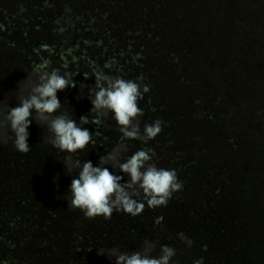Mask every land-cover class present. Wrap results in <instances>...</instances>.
<instances>
[{"label":"trees","instance_id":"16d2710c","mask_svg":"<svg viewBox=\"0 0 264 264\" xmlns=\"http://www.w3.org/2000/svg\"><path fill=\"white\" fill-rule=\"evenodd\" d=\"M246 1L0 0V138L11 139L13 135L6 120L10 107L33 94L45 71L57 69L63 74L65 60L62 57H66L69 70L78 74L73 77L77 85L59 93L63 103L59 112L66 111L78 121L81 115L88 116L90 122L84 126L90 128L95 137L94 144L72 154L71 160L90 159L99 164L100 157L114 152L115 159L109 160L107 166L122 174L119 163L125 159L119 156L121 152L130 156L142 147L154 149L157 154L154 160L160 166L177 170L184 181L185 192L189 193L185 201L196 206L192 208L201 226H205L204 232L200 228L204 237L194 235V241L203 238L207 244V239H213L222 246L227 245L226 236L231 238L234 232L221 228V212L216 213L220 204L210 201L217 196L211 187L216 186V173L220 172L213 163L208 170L209 158L215 157L209 144L213 146L215 142L205 140L207 146L203 145V151L196 156L198 149L190 152L181 144L176 145V140L186 126L195 135L204 128L212 137L214 131L207 132L213 126L210 123L219 124L224 132L231 129L228 138L236 140L248 136L253 149L245 159L232 155V170L227 172L237 177L233 181L226 175V179L223 177L234 193H238L233 205L226 207L234 208L233 219L242 217L252 227L248 233L245 225H236L230 218L229 225L232 224L236 235L240 229L244 231L239 238L246 235L243 242L249 244L244 250L243 244L238 255L233 252L230 263L264 264V218L258 217L256 208L264 200V28H253L252 20L246 22V18L237 17L243 10L248 11L250 4ZM254 5L256 13L259 9L256 3ZM258 5L264 9V3L258 2ZM233 8H236L235 18L244 21L242 25L233 27V18L217 22V14L206 16L209 11L215 13L223 9H232L234 14ZM226 26L232 28V37L226 35ZM219 43H225L226 49ZM68 51L77 57L75 63H71ZM215 53L227 56L216 57ZM222 57L227 60L217 67L215 61ZM44 61L48 62L47 68L41 67ZM93 67L101 73L125 79H136L142 74L141 83L151 85V91L140 101L145 114L133 121V125H139L142 132L146 123L158 118L164 121V127L147 146L142 140L125 139L107 110L90 111L92 105L87 97L90 90H96V77L91 74ZM216 72L217 80L221 81L219 87L204 86ZM191 78V83L186 80ZM220 89V98H226L227 109L236 111L235 114L229 112L234 115L233 120L226 119L225 114L223 118L213 117L218 112L216 95ZM205 97L210 99V108L202 117L199 112L207 107L203 102ZM173 115L181 117L183 122L177 124ZM93 118L97 122H91ZM173 118L175 126L170 127L167 121ZM30 132L31 150L27 154L18 152L11 140L0 139V195L8 193L7 200L19 201L17 206H12L13 203L4 200L6 204L0 208L5 212L0 215V261L4 264H115L114 256L100 255L98 250L118 247L123 252L140 251L156 257L164 254V245L176 249L172 264H192L195 257H208L205 254L210 253L209 248L193 250L187 242L179 240L177 234L175 239L164 238L161 232L164 223L156 226L155 222L162 213L160 207L151 214H148L151 208L145 207L135 217L114 212L110 219L87 218L79 209L71 208L69 185L79 169L68 170L64 157L69 154L52 147L46 125L34 121ZM223 141L229 145L225 138ZM247 170L256 175V194L250 193L249 188L245 190L242 176H246ZM200 178L202 185L198 189ZM247 192L251 197L247 198ZM247 202L253 214L245 209ZM210 204L214 206L213 211L205 213ZM176 238L179 241L175 243Z\"/></svg>","mask_w":264,"mask_h":264},{"label":"clouds","instance_id":"9594fccd","mask_svg":"<svg viewBox=\"0 0 264 264\" xmlns=\"http://www.w3.org/2000/svg\"><path fill=\"white\" fill-rule=\"evenodd\" d=\"M67 55L72 56L71 63L77 61L71 51ZM62 59L65 60L62 65L63 74L57 69L45 71L40 77V83L33 89V94L22 99L17 106L10 107L6 120L13 135L11 139H0L3 142L11 140L18 152L27 154L31 150V125L34 121L46 125L51 134L52 147L60 153L69 154L64 157L68 170L79 169L78 175L69 185V201L71 208L79 209L87 218L102 216L110 219L114 212L135 217L146 206L152 209L167 206L175 193L183 191L184 181L175 168L160 166L154 160L157 155L155 150L150 147L137 149L119 163L120 173L127 174L128 180L107 166L109 160L115 159L114 152L100 157L99 164H94L90 159L71 160L72 154L94 144L95 137L93 131L84 126L90 122L88 116L81 115L78 121L66 111L59 112L63 107L59 93L69 87L75 88L77 83L73 77L78 75L69 70L67 58ZM41 67L47 68L48 62H42ZM91 74L96 77V90H90L87 97L92 105L90 111L110 112L125 139L142 140V144L147 146L163 131L164 121L158 118L146 123L142 132L139 125H133V121L145 114L140 101L151 91L150 84L141 83L144 80L142 74L136 79H125L120 75L112 77L101 73L95 67ZM84 76L88 78V75ZM91 122L97 120L93 118ZM155 222L162 223L163 218L157 217ZM178 235L182 241L187 242L189 248L194 245L195 241L185 232H179ZM162 250L164 254L160 257L143 255L140 251L123 252L118 247L108 250L100 248L98 251L100 255L114 256L115 264H172L176 249L164 245ZM0 264L4 262L0 261ZM192 264H205L204 257L193 260Z\"/></svg>","mask_w":264,"mask_h":264},{"label":"rangeland","instance_id":"374dc122","mask_svg":"<svg viewBox=\"0 0 264 264\" xmlns=\"http://www.w3.org/2000/svg\"><path fill=\"white\" fill-rule=\"evenodd\" d=\"M230 1L235 2L237 0H230ZM246 2H249V4H250V5H248V8H247L248 11L246 9L243 10V12H240L239 14H237V17H241L242 19L246 18L247 19L246 22L247 21L250 22L252 20L253 21V24H252L253 28H258V29L262 28L263 29L264 28V9L261 10V6L258 5V2L263 4L264 0H247ZM227 3L230 4L229 1H227ZM255 3H256L257 9H259V11H256V13H255V8H254ZM233 9H235L234 14L231 11L232 9L231 10L230 9H223V10H215V13L212 12L213 10L209 11L206 14V16H208V15L213 16V14H217V19H218L217 22H222V21L226 22L227 20H229L227 17H229V18H233V27H234V24L235 25H242L244 21L241 18H238V19L235 18L236 8H233ZM240 11H241V9H240ZM231 29L232 28L230 26H226L225 31L228 32L226 35H229V37H232ZM214 46L216 48H219L217 45H214ZM219 46L221 48L226 49L225 43H223V44L219 43ZM216 53H218V51ZM219 56H225L226 57L227 55L222 54V53H221V55L216 54V57H219ZM225 57H222L221 60L218 59L215 61L217 67L221 66V62L227 60V59H225ZM217 62H219V63H217ZM215 74H216V76H215ZM215 74H214V76L210 77L211 79L206 80V81H208V85L205 84L204 86H209L211 88H214V86L217 85L219 87L218 83H220L221 81L217 80V72ZM186 80H188V82H190V83L192 82V78H191V80L190 79H186ZM229 80H230V78H227V81H229ZM229 82L232 83V81H229ZM231 86L232 85L229 84L230 88H231ZM229 87H228V91L230 90ZM221 93H222V90L220 91V93L218 92V94L216 95L219 105L217 106L218 112H215L214 108H212V110L215 112L213 117L215 119H219L220 117L223 118V115L225 114L226 119L228 118V119L233 120V118H231V116H234V115H229V112H232L233 110L231 111L230 109H227L228 106H227L226 98L223 96L222 97L224 99L220 98ZM227 94H229V93H227ZM207 101H208V103H206ZM203 102H205V106L207 105V107L202 108L201 111L199 112V115L202 117L209 113L210 99L205 97V98H203ZM235 113H236V111L234 110L232 112V114H235ZM173 117L176 119L177 124H179L180 122H183L180 120L181 117L176 116V115H173ZM174 118L169 119L167 121L168 122L167 124H169L170 127H171V125L175 126ZM223 123L226 124V121H223ZM210 124H212L213 126L210 127L209 129H207V132H213L214 131L212 137H209L208 134H206L204 128L201 130L200 133L195 135L192 133L191 128L189 126H186L184 131L181 130L182 131L181 136L177 137L178 139L176 140V145H177V143L181 144L183 149L189 150L190 152L192 151L191 149H193V150L198 149V151L196 153V156H198L200 154L199 152L203 151L202 150L203 147L207 146L206 144L211 139H212V142H215L213 144V146L209 144L211 151H214L215 157L209 158L210 161L208 162V168H209L208 170H210V168L212 167V163H213V165L216 166L220 170V172L216 173V178H217V180L215 181L216 186L211 187L213 192L215 193V195L217 193V196L212 197L210 199V201L211 200L214 201V203H216L217 205L220 204V207L218 208L216 213H218V215H219L221 212V215H219L220 220L223 223V224H221V228H223V227L225 229L227 228L228 232L230 233L232 231V232H234V235L231 238L226 236V239L224 241L226 242L227 245L219 246V244L217 242H215V240H213V239L209 240V239H207V237H205L207 239V244H209V247L207 246V244H205V240H203V238H202L198 242L195 241L194 245L192 246V249L193 250L201 249L203 251L205 246L207 249L209 248L210 253L205 254L208 257L203 256L205 263L207 261H210L211 264H226V263L231 264L230 263V261H231L230 256L235 251H236V254L238 255V251H239L240 247L243 246V244H244L243 239L246 237V235L243 239L242 238L240 239L239 237L243 236V234H245L244 231L241 232V229H240L236 235V231L233 229L232 224L229 225L230 218L233 219L236 212H235L234 208L228 207V206L226 207V205H228V204L233 205L234 197H237L238 193L237 194L234 193V191L231 189V187H229V185L226 183L225 179L227 177L233 181V178L237 177L235 174L227 173L230 170H232L231 165L233 163H230V161H234V158H232V155H235V156H238L240 158L245 159L248 155L247 153L249 151L251 152V150L253 149V145L251 143V140L248 139V136L247 137H239L236 140H235V138L232 139L230 137H229L230 138L229 139L228 136H231L230 135L231 129H227L228 132H224L223 130L219 129L220 128L219 124L216 123L219 127L213 123H210ZM180 127H181V125H180ZM222 127H223V125H222ZM228 128H230V125ZM249 128H250V133H251V126H249ZM217 130L219 131V133H216ZM227 130H225V131H227ZM220 135H221V137H220ZM223 138H225V140L229 143V145L224 144ZM205 140H208V142H206ZM170 142H172V140L169 141V143ZM160 146H161V144H160ZM161 147L163 148V146H161ZM171 147H173V146H171ZM192 155H193V153H192ZM119 156L124 160V159H127L129 155L127 152L124 151V152H121ZM186 164H187V162H186ZM0 171H1V169H0ZM225 175H226V177H225ZM223 177H225V179H223ZM124 178L127 180L129 179V177H127L126 175H124ZM208 178L210 180L213 179L212 177H208ZM242 179H243V182L246 186L245 190H247V191L250 190L249 191L250 193L256 194L255 191L257 190L258 183H257L255 173L247 170L246 176H244V174H243ZM201 185H202V179L200 178V179H198V189L201 187ZM247 188H249V190ZM249 192H247L248 193L247 198L251 197V194ZM0 193H2V192H0ZM218 193H219V195H218ZM242 193H244L246 195L245 191H243ZM7 194L8 193H4L3 195L2 194L0 195V208H3V206L6 204V203H3L4 200H6L7 202L10 201L11 203H13L14 205H12V206H17L19 204V201L15 200L13 198H11V200H7V196H6ZM263 195H264V193H263ZM188 196H189V193H186L184 188H183V191L175 193L173 195V198L170 199L167 206H160L159 210L162 209V213H161L160 217L163 218L162 224L164 223V227L162 228L161 232L163 233L164 238H167V236H168V237H171L172 239H175V236L177 234V237L179 238V240H181L178 233L179 232H185L191 239H193L194 235H196V238L201 236V230L204 232L205 226H201L202 222L197 217V213H195V209H193L196 206L194 204H192L191 202L185 201V199H189ZM260 196H262V194ZM247 198L245 197L243 202L246 201ZM256 200H257V198H256ZM14 201H16V204ZM210 205H207L208 208L206 209L205 213H207V212L209 213V212L213 211L212 208L214 206L212 204H210ZM244 207H245V209H247V212H249V213L252 212L253 208L249 205V202H247ZM256 208L259 210L258 217H260L261 219L264 218V200H263V204H262V202H260L256 206ZM148 209H149V207H147V210ZM153 210L154 209L151 208V210L149 211L148 214H151ZM0 212H1L0 215L5 214V212H3V211H0ZM252 214H253V212H252ZM120 215H122V214H120ZM222 218H225V219L223 220ZM233 221H235L234 223L236 225H238V223H239V225H241V223H242V225H245L246 231L248 233H251V230H252L251 224L248 226L249 223L243 221L242 217H239L238 219H233ZM156 223H157L156 226L160 224L159 222H156ZM196 226H197V228L195 230L194 227H196ZM200 228H201V230H200ZM192 229H194V231L192 234H190ZM262 231H263V235H264V229L263 228H262ZM226 234H227V231H226ZM204 235L205 234H203L202 236L204 237ZM178 238H176V240ZM179 240L175 241V243L178 242ZM193 240H195V239H193ZM247 247H249L248 242H246L244 244V247H242V249L243 250L245 248L247 249ZM195 254H197V253H195ZM198 254H201V253H198ZM237 255H236V257H237ZM155 256L160 257L159 255H155ZM180 256H181V258L184 259L183 254H181ZM195 259H198V258L195 257ZM214 261H215V263H213Z\"/></svg>","mask_w":264,"mask_h":264}]
</instances>
